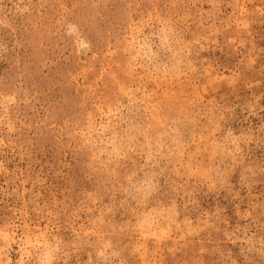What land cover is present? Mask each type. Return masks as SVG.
<instances>
[{
  "label": "rangeland",
  "instance_id": "rangeland-1",
  "mask_svg": "<svg viewBox=\"0 0 264 264\" xmlns=\"http://www.w3.org/2000/svg\"><path fill=\"white\" fill-rule=\"evenodd\" d=\"M0 264H264V0H0Z\"/></svg>",
  "mask_w": 264,
  "mask_h": 264
}]
</instances>
